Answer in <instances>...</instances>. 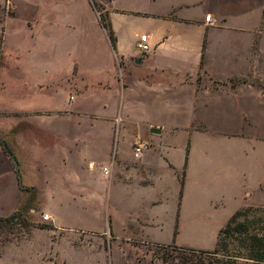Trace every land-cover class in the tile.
<instances>
[{
    "label": "crops",
    "instance_id": "crops-1",
    "mask_svg": "<svg viewBox=\"0 0 264 264\" xmlns=\"http://www.w3.org/2000/svg\"><path fill=\"white\" fill-rule=\"evenodd\" d=\"M0 137V217L35 191L52 227L18 264L213 250L264 208V0H0Z\"/></svg>",
    "mask_w": 264,
    "mask_h": 264
},
{
    "label": "rangeland",
    "instance_id": "rangeland-1",
    "mask_svg": "<svg viewBox=\"0 0 264 264\" xmlns=\"http://www.w3.org/2000/svg\"><path fill=\"white\" fill-rule=\"evenodd\" d=\"M94 9L101 14L106 21V16L98 5L94 4ZM15 132V130H14ZM0 141L9 147L8 143L0 137ZM28 202L22 204L20 209V217L12 224L4 223L0 228V264H18V253L15 254L14 245L19 247L20 242L24 241L32 229L39 224H45L42 213L38 212L39 196L35 191L30 192ZM1 224V223H0ZM21 245V244H20ZM133 247L128 250H118L117 255L111 259L110 264H184L186 259H190V255L183 254L172 246L160 247L150 244L132 243ZM222 255L236 256L239 253L238 236L232 235L224 239ZM239 264H262L255 263L247 259H237ZM206 264L215 262L213 258L205 260Z\"/></svg>",
    "mask_w": 264,
    "mask_h": 264
},
{
    "label": "trees",
    "instance_id": "trees-1",
    "mask_svg": "<svg viewBox=\"0 0 264 264\" xmlns=\"http://www.w3.org/2000/svg\"><path fill=\"white\" fill-rule=\"evenodd\" d=\"M94 7V6H93ZM99 21L106 31L110 44L115 49V38L109 22L99 14ZM3 150L10 154L6 144L0 141ZM20 217V209L9 217H0V228L4 223L12 224ZM35 227L41 229H52L47 224H39ZM232 235L238 236L239 253L236 256H223L221 249L227 248L224 239ZM183 254L190 255L184 264H206L205 260L213 258L212 264H239L237 259H247L255 263L264 264V208H245L236 211L228 220L227 224L219 231L216 247L211 251L197 250L172 246Z\"/></svg>",
    "mask_w": 264,
    "mask_h": 264
},
{
    "label": "built area",
    "instance_id": "built-area-1",
    "mask_svg": "<svg viewBox=\"0 0 264 264\" xmlns=\"http://www.w3.org/2000/svg\"><path fill=\"white\" fill-rule=\"evenodd\" d=\"M209 20H210V17L207 16L206 21L208 22ZM135 49H136L137 53L140 55L147 54L150 52L151 47H150V44L148 42L147 35L140 36L138 42L135 45ZM139 153H140V148L138 147L135 150V157H137ZM104 171H106V169H104ZM47 219H48V216L43 215V220H47Z\"/></svg>",
    "mask_w": 264,
    "mask_h": 264
},
{
    "label": "water",
    "instance_id": "water-1",
    "mask_svg": "<svg viewBox=\"0 0 264 264\" xmlns=\"http://www.w3.org/2000/svg\"><path fill=\"white\" fill-rule=\"evenodd\" d=\"M14 162H16L15 157H13Z\"/></svg>",
    "mask_w": 264,
    "mask_h": 264
}]
</instances>
